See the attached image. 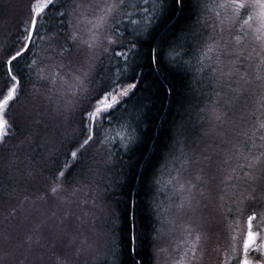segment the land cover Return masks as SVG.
<instances>
[{
  "label": "snow or ice",
  "instance_id": "snow-or-ice-1",
  "mask_svg": "<svg viewBox=\"0 0 264 264\" xmlns=\"http://www.w3.org/2000/svg\"><path fill=\"white\" fill-rule=\"evenodd\" d=\"M5 7H11L8 0H5ZM189 7L194 9L191 15L196 17L191 28L184 26L177 30L173 25L170 35L167 31L161 33V29H166ZM88 8L90 12L80 0H29L27 16L16 25V39L12 43H0V203L11 200L29 181L42 179L43 187L35 190L42 191L43 195L35 199L55 200L58 207L63 208L62 215L53 212L48 217L58 221L48 235L41 232L38 224L31 235L22 236L20 223L13 226L8 220L9 216L15 219L18 209L14 206L0 226V264H18V257L26 250L35 254L42 249L55 250L58 247L62 249V264H79V257L93 250L95 241L89 242L87 234L91 231L88 227L90 211H83L88 201L78 203L74 199L79 189L71 186L70 178L77 169H87L95 174L101 164L103 171L114 168L117 162L110 150L106 158L99 161L93 158L87 162L84 155L96 142L98 121L111 117L121 104H131V110L124 109L132 128L128 143L123 145L125 150L139 141L141 127L147 129L149 107L145 100L150 96L163 92L172 97L170 108L183 105L187 97L177 92L168 77L172 73L189 71L186 62L177 54L181 47L178 41L187 40L189 33L196 37V26L202 31L211 28V34L201 39L198 60L201 67L197 72L207 74L208 85L217 96L225 89L229 90L226 101H217L207 109L209 119L218 125L223 124L228 119V106L235 92L241 85L253 82L247 71H241L246 63L250 66L256 62L254 81L258 82V87L264 88V0H224L218 4H208L206 0H101ZM214 9L223 10V15L216 11L214 19L209 21L206 13ZM245 12L247 18L233 36L232 26ZM41 20L44 23H40ZM85 23L89 25L86 40L80 38L78 27ZM249 33L258 43L259 50L254 47L246 51L241 47ZM146 41L152 43L147 54L142 56L139 49ZM104 59H108L121 75L131 73L133 76L134 82L123 79L114 82L121 89L119 98L114 90L109 96L104 82H101L97 94L91 95L93 89L90 85L96 84L97 67ZM205 60L210 62L205 63ZM26 79L33 85L27 95ZM84 99H88L87 104L83 103ZM261 104L264 105V99ZM77 117L79 134L69 136L68 129ZM257 125L250 139L264 130V121H258ZM182 129L183 124L178 126V136L183 135ZM258 139L264 142V135ZM99 143L105 145V140ZM255 147L264 148V143L256 145L252 140V148ZM252 148L226 151L225 158L217 161L218 167L236 161L226 180L234 188L239 182L243 183V190L234 191L233 198L238 204L250 202L249 208L264 203V151L257 154ZM38 149L44 150L47 157ZM190 153L181 151L176 156L173 146L169 156L180 162L178 175L173 178L179 184L178 191L188 194L187 199L181 196V203L176 207L194 213L201 202L193 203L191 193L206 186L211 177L204 168L199 170L195 182L190 175H185L193 164L199 163L195 159V150L191 149ZM201 155L211 167L213 156L209 149H203ZM37 156L44 159L43 165H37ZM48 160L53 166L48 167L47 175H44ZM97 199H100L99 194L93 198L94 208L99 207L95 202ZM73 205L80 210L79 213ZM37 211L41 216L45 215L43 210ZM257 215L252 211L247 217L239 264H253L249 259L251 252L260 253L254 264H264V236L253 230ZM24 220L27 221L28 216H24ZM152 231L156 229L153 227ZM187 231L193 239L184 252V264H198L204 231L195 225ZM146 240L155 245L157 238L133 231L119 253L114 240L108 241L107 247L111 255L125 257L124 264H143L141 252ZM40 259L38 256L35 264H39Z\"/></svg>",
  "mask_w": 264,
  "mask_h": 264
},
{
  "label": "trees",
  "instance_id": "trees-1",
  "mask_svg": "<svg viewBox=\"0 0 264 264\" xmlns=\"http://www.w3.org/2000/svg\"><path fill=\"white\" fill-rule=\"evenodd\" d=\"M206 3H209V0H206ZM2 5L3 0H0V43H12L16 39V25L23 20L20 18L22 15L19 16L18 13L13 11V15L17 16V18L14 17L13 26L11 22H5V11L2 10ZM193 10L194 9L191 7L186 8V11L182 14H178L175 19L168 26H166V29H161V33H165L167 31V34L170 35L173 25L177 30L184 26L191 28L196 19L195 15H191ZM196 11H198V9H196ZM246 14L247 13L245 12L242 15V19L233 24L234 29L240 28L244 19L247 18ZM49 15H51V13ZM211 16L210 12L206 13V18L209 21H211ZM40 23H44V21L41 20ZM49 23H51V21ZM41 31L43 32V29ZM236 33L237 31L233 33L234 36ZM240 34L243 35V33ZM198 37L199 39L201 38L200 33L196 37H193L192 34L189 33L187 40L178 41L181 47L177 49V54L182 57L183 61L186 62V65L189 62V55H191L190 52L192 51L194 45L193 42L197 41ZM252 38V35L249 33L244 41L246 42L245 45H253L255 39L252 40ZM151 43V41H146L144 42L143 47L139 49L142 56L147 54ZM249 49H251L250 46ZM23 62L24 61H21V63ZM205 62H207V60H205ZM255 63L256 62H252L250 66L246 63L245 67L241 70L248 72V69L251 67L255 74ZM102 67L104 68L100 69V66L97 67V75L99 74L97 80L100 81L99 85L101 82L113 85L116 84L114 82L119 79H123L126 82H134L131 73L121 75L114 67H112V64H110L109 61L106 65H102ZM139 71L140 69L137 68V72ZM198 75L205 76L206 73L201 74L198 72ZM193 77L194 76L190 71L187 73L181 71L179 74L172 73L168 77L169 81L175 84L177 92L187 97L183 105L179 108L175 105L170 108L169 102L172 100V97L166 96L163 92L154 93L147 100H145V103L149 107L146 120L147 129L145 130L143 127L139 129V141L135 144L129 145L127 150H125L123 144L129 141L132 128L129 126L128 113L125 112L124 109L128 108L131 110V104H121L118 109L112 113L111 117H105L102 119V132L104 129L109 131V134L106 135V151L108 152L110 150L114 154L113 159L117 163L111 171L105 173L108 175L106 178L107 184L105 180L102 179L100 183L96 182L94 187L97 188V185L99 184L98 186L104 190V202L111 206L113 214V217L111 218L113 221L111 224L113 228L112 240L115 241L117 253H119L120 249L124 247L129 234L133 231L137 233L143 232L147 236H152V229L155 224L153 223L154 219L152 217L153 214L150 209V203L154 195L153 188L156 180V174L163 168L164 159H166L169 155L173 146L176 145L177 138L178 140L181 139L179 140L181 141V144L179 143L180 145H184V140H186L189 146H193V143H189V141H193L194 143L196 142L194 140H190L192 135L193 139H195L198 137L203 127L206 125H212L213 127L214 122L211 119L208 121V104L210 101H220L222 103L224 96L229 92L228 89H225L224 92H221L220 95L217 96L214 90H210L212 86L206 83L204 84L205 88H200L202 89L200 94V90L198 92V89L191 84ZM97 80L96 84L98 83ZM99 85L96 86L98 90ZM125 85H127V83ZM32 88L33 85L28 83L26 79L25 94L27 95ZM259 93L260 95L256 96V94L249 89L246 95V90L239 87L235 92L230 105H234L235 107L232 106V108L238 110V107H240V103L243 101L244 97H246V100L249 103L246 105V110L242 111L240 109L236 116L233 111L224 122V128L227 129V131L231 125V132L229 133L232 134L237 132L236 127L240 124L238 131L241 130L245 138V145L242 151H244L245 147H252V140L254 137L251 139L249 137H251L252 132L258 126V121H256L258 112L255 110L253 104L255 99L258 101V109L260 110L259 121H264V105L261 104V99H264V88L260 87ZM23 99L24 97H22V100ZM242 112H244V114ZM181 124H183V135L177 136L178 126ZM219 125L221 126L222 124ZM114 129H119L120 131L122 129H126V136L122 137L120 134L116 133V131L114 134H111V130L114 131ZM68 130L72 133L76 131L74 134L70 133L69 136L79 134L78 128L75 129L73 126H70ZM259 133L264 135V130H261ZM125 138L127 140H124ZM261 143L264 142L261 141ZM38 151L41 152L45 158L47 157V153L44 152V150L38 149ZM92 151L93 144L88 148L84 155L85 161L91 162L94 158L95 155L92 154ZM98 156L100 155L98 154ZM60 159L61 161L63 160V155L60 156ZM233 162L235 166L236 161L233 160ZM36 163L37 165H43L44 159H42L41 156H37ZM52 166L51 160H48L44 175H47L46 169ZM87 174H89L87 169H77L74 171L72 177L70 178L71 186L73 188H78L79 190L83 187L84 190L88 191V188L90 187L89 183L92 180H89ZM37 187H43L42 179L39 181H29L23 187L18 189L17 193L14 194L11 200L6 203H0V226L3 225L5 217L8 216L9 212H11L12 208L15 206L18 209L15 219L9 216L8 220L13 226L20 223L22 236L31 235L33 229L36 225H40L43 218L44 224L41 228V232L44 235L48 234L46 233L47 229L50 228L54 230L56 228L58 221L56 219H49L48 217H50L53 212H57L58 215H62L63 208L58 207V202L55 200H49L47 202L36 200L35 197L43 195L42 191L35 190ZM25 195L28 197L27 200H25ZM235 206L237 205L235 204ZM37 209L43 210L45 215L41 216ZM247 209H244V212L246 211L251 213L249 212V209H253L258 213L256 219L253 221H256L255 224H260L264 221V203L256 205V208L254 206V208L247 207ZM238 214L239 213L236 211L237 216L234 213H230V216L239 221L240 219H238ZM24 216H28L27 221L24 220ZM141 254L143 257V264L152 263V246L150 240L145 241V246L142 249ZM19 259L20 256L18 257V261ZM125 259V257L116 255L110 264H124Z\"/></svg>",
  "mask_w": 264,
  "mask_h": 264
},
{
  "label": "rangeland",
  "instance_id": "rangeland-1",
  "mask_svg": "<svg viewBox=\"0 0 264 264\" xmlns=\"http://www.w3.org/2000/svg\"><path fill=\"white\" fill-rule=\"evenodd\" d=\"M28 2L29 0H8V3L11 5V7L6 8L5 0H3L2 10L5 11V22H11L14 26L13 21L15 18H17V16L13 15V11L18 13L19 16L22 15V17L20 18L24 19V17L27 16ZM80 2H82L85 8L90 12L91 9L88 8V6L91 4L100 3L101 0H80ZM222 2H224V0H209L208 4H218ZM216 11H221V14L223 15V10L220 9L208 11L212 15L210 20L214 19ZM241 19L242 17L238 21H240ZM78 27L80 29V38L85 40L88 39L87 28L89 27V25L85 23L79 25ZM236 30L237 29H234L232 26V34L235 33ZM195 31L201 34V38L199 39L198 37V40L193 42L194 45L192 51L190 52L191 55H189V62L187 66L191 74L194 76L193 80H191V84L198 89V92L200 90L199 93L201 94L202 89L200 88H205L204 84L208 83V81L207 74L203 76L198 75L197 72V69L199 68L198 66H201L198 63V60L201 57L202 49L200 41L202 38L206 39L207 36L211 34V28H208L206 31H202L200 29V26H197V28H195ZM226 33L225 36L228 35V33ZM252 40H254V38H252ZM245 43L246 42H244L241 47H244L246 51H251V49L254 47L259 50L258 43L256 41L253 42V45H249L251 49H249V46L245 45ZM104 60L105 62L103 61V64L98 65L100 66V69L104 68L102 67V65H106L109 61L108 59ZM207 62L209 63V61ZM248 74L249 79H251L253 82L247 85H241L240 88L246 90V95L247 91H249L250 89L256 94V96H259L260 87L257 86L258 82L254 81V71H252L251 67L248 69ZM98 75L96 74L95 80L98 79ZM97 82L98 83L95 85H90V88L93 89V91L91 92L92 96H95L97 94L98 89L96 86L99 85L100 81L97 80ZM105 86L109 89V96H111L112 91L114 90L117 94V98H119L118 93L121 89L117 84L112 85L106 83ZM124 86L126 87L127 85ZM41 90L43 91V89ZM210 90L212 91L213 88H211ZM227 99L228 94L224 96L222 103ZM83 103L87 104L88 99H84ZM213 103H216V101H210L208 104L209 107ZM248 103L249 102L246 100V97H244L243 101L240 103V107H238V110L232 108V106L234 105H229V115L234 111L236 116L240 109L242 111L246 110V105ZM253 104L255 110L258 112L256 121H259L260 110L258 109L257 99L254 100ZM242 113L244 114V112ZM208 121H210L209 118ZM101 122L102 120L98 121L97 139L96 142L93 143L92 151V154L95 155L94 158L98 161L106 158V135L109 134V131L105 130L104 128L102 132ZM71 126H73L75 129L78 128L79 130L78 117L71 124ZM239 126L240 124H238V126L236 127L237 132L232 134L229 133L231 132V125L229 127V130L227 131V129L224 128V123L220 126L214 122L213 127L212 125H206L202 130L200 129L201 131L198 137H196L195 139H193L192 135V138H190V140H194L196 142L194 143L193 141H189V143H193V146H189L188 143L180 145L181 142L180 144L176 142V156H179L181 151L191 154L190 150L194 149L195 159L199 161V163L193 164L189 169V172L185 173V175H190V178L193 180V182H195V177L199 173V170L201 168H204L205 173L209 174V176L211 177L206 186L197 188L191 193V196L194 198L193 203H195V201L201 202L200 206L194 213L187 212V210L181 211L177 209L176 205L181 203V196L183 195L185 199H187L188 196L187 193H180L178 191L179 184L173 180V178L177 177L178 175L177 169L180 168V162L173 160L169 155L166 157V159H164L163 168L156 174V180L153 188L154 195L150 203V209L153 214L152 217L155 224L154 228L156 229V231H153L152 236H156L157 238L155 245L151 242V264H184V252L193 239V236L188 235L187 230L189 227L194 225L199 226L200 229L204 231L203 238L200 242V259L198 261V264H239V259L242 257V242L247 232V217L254 210L249 209V212L251 213H248L246 211L244 212V209H247V207H249L248 205L250 202H246L245 204H238L233 198L234 191H241L244 187L243 183L239 182V186L234 188L226 180L227 174L231 171V168L234 167V162L232 161L230 165H223L220 167L217 166V161L223 160L225 158L224 153L226 151L233 152L236 149H239L240 151L243 150L245 145V138L242 131H238ZM115 131L122 137L126 136V129H122L121 131L119 129H114V131L111 130V134H114ZM75 132L76 131L72 133L70 130H68V135H70V133L74 134ZM260 135L261 134L258 132L257 136L253 138V140H255L256 142V145H260L261 143V141L258 139ZM100 140H105V145H101L99 143ZM124 140L127 139L125 138ZM127 143L128 141L125 144ZM206 148L209 149L210 154L213 156L211 167L208 166L201 155L202 150ZM252 150L256 151V153L258 154L259 152L264 151V148L255 147L252 148ZM98 154L100 156H98ZM102 169L103 165L101 164L98 168H96L95 174L89 172V174H87V177L92 181L89 183L90 187L88 188V191L84 190L82 187L74 197V199L78 203L83 200L88 201V203L83 206V211H90V215L88 218V227L91 229V231L87 234L89 236V242L95 241L93 250L85 252L79 257V264H110L112 262V259H114V256L109 253L107 247V242L112 240L113 234V228L111 225L113 222L111 220V218L113 217L111 211L112 209L109 204L104 202V190L98 186L99 184L97 185L98 189L94 187L95 183H100L102 179L105 180L107 184L106 178L108 175L105 173L108 171H103ZM201 193H203V195H201ZM98 194L100 196V199H97L95 202L99 204V207L94 208L93 198L97 197ZM235 204L237 206H235ZM230 208L232 209L231 212H229ZM73 209L78 213L80 212L79 209H76L75 205H73ZM236 211L239 213V218L236 217L240 219L239 221L230 216V213H234L236 215ZM255 223L256 221L253 222V230L259 231V234L261 236H264V221L260 224ZM43 224L44 218L40 223L41 228L43 227ZM51 230L52 229L50 228L47 229L46 233H49ZM259 242L260 241L258 239L257 243ZM33 247L35 246L33 245ZM61 252L62 249H60L59 247L55 250L42 249L39 253L35 254H31L26 250L24 255L20 256L18 264H35L38 256L41 257V259L39 260V264H62L63 257L61 255ZM259 258V252H251L249 254V259L253 261V264Z\"/></svg>",
  "mask_w": 264,
  "mask_h": 264
}]
</instances>
